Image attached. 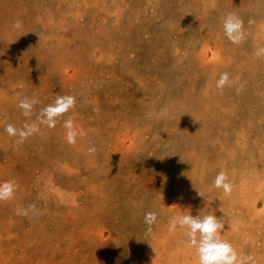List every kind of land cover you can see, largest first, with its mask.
Returning <instances> with one entry per match:
<instances>
[{"label": "rangeland", "instance_id": "374dc122", "mask_svg": "<svg viewBox=\"0 0 264 264\" xmlns=\"http://www.w3.org/2000/svg\"><path fill=\"white\" fill-rule=\"evenodd\" d=\"M0 61V183L16 185L0 264H198L187 229L168 230L187 213L216 215L238 256L264 264V0H0ZM67 95L55 127L37 121L23 143L5 131Z\"/></svg>", "mask_w": 264, "mask_h": 264}, {"label": "clouds", "instance_id": "9594fccd", "mask_svg": "<svg viewBox=\"0 0 264 264\" xmlns=\"http://www.w3.org/2000/svg\"><path fill=\"white\" fill-rule=\"evenodd\" d=\"M23 26L21 20H16L13 27L20 29ZM224 31L229 40L233 43H240L243 37V21L234 14H228L223 23ZM228 73H222L217 81V88L223 89L226 84H229ZM39 101L25 97L20 101L19 107L23 110L25 117H30L33 106ZM75 98L73 96H58L55 101L40 110L36 121L31 123L25 122L22 128L17 129L9 123L5 131L9 136L18 137L17 143H23L30 135L39 131L37 121L40 124H45L48 127H55L56 118L63 115L70 108L74 107ZM64 127L67 129L66 140L69 144L76 143L77 131L74 129V124L71 119L65 121ZM95 151V149H89ZM214 186L217 189H223L224 193L230 194L233 190V183L229 180L225 171L221 170L215 177ZM16 185L14 181H5L0 183V201H8L13 199ZM198 189V188H197ZM197 195L204 197L198 189ZM30 208L34 209L35 205ZM28 209L23 207L17 208V215H28ZM157 221V213L154 211L147 212L144 217V222L147 225L145 235H150L153 231L152 225ZM187 229V246L195 249L198 256V264H248L255 261L252 256L240 258L232 244L221 238V231L225 224L221 223L216 215H196L191 213L179 214L171 217L168 221V230L174 232L177 227Z\"/></svg>", "mask_w": 264, "mask_h": 264}, {"label": "bare ground", "instance_id": "6f19581e", "mask_svg": "<svg viewBox=\"0 0 264 264\" xmlns=\"http://www.w3.org/2000/svg\"><path fill=\"white\" fill-rule=\"evenodd\" d=\"M13 31V30H12ZM1 62V61H0ZM201 72V71H200ZM49 75V74H48ZM88 78V77H87ZM2 107V106H1ZM144 110V109H143ZM61 128V127H60ZM60 130V129H59ZM200 138V137H199ZM204 140V139H203ZM36 149V148H35ZM42 153V152H41ZM104 193V192H103ZM220 207V206H219ZM226 236V235H225ZM227 237V236H226ZM173 238V237H172ZM175 239V238H174Z\"/></svg>", "mask_w": 264, "mask_h": 264}]
</instances>
